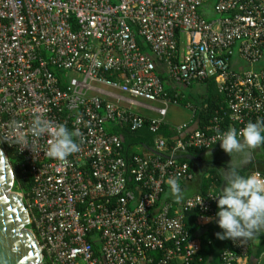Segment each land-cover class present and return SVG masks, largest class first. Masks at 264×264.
I'll return each instance as SVG.
<instances>
[{
	"label": "built area",
	"instance_id": "obj_1",
	"mask_svg": "<svg viewBox=\"0 0 264 264\" xmlns=\"http://www.w3.org/2000/svg\"><path fill=\"white\" fill-rule=\"evenodd\" d=\"M234 59L252 67L234 69ZM157 62L175 84L214 78L225 96L205 127L178 126L171 143L160 133L171 105L197 106L165 88ZM36 116L64 124L78 151L50 157V135L30 131ZM257 119L264 0H0V140L25 159L32 185L22 195L43 264L202 263L187 216L213 215L217 193L178 207L162 195L170 178L194 177L180 155ZM110 125L146 126L153 145L127 158ZM248 249L230 240L209 264H239Z\"/></svg>",
	"mask_w": 264,
	"mask_h": 264
},
{
	"label": "clouds",
	"instance_id": "obj_2",
	"mask_svg": "<svg viewBox=\"0 0 264 264\" xmlns=\"http://www.w3.org/2000/svg\"><path fill=\"white\" fill-rule=\"evenodd\" d=\"M33 135L47 132L50 135L47 154L64 159L78 151V144L64 124L52 127L49 122L36 116L30 125ZM231 159L221 170L223 184L216 199L215 223L221 229L216 232L218 239H250L264 230V175L260 173L241 174L240 169L249 159L250 150L264 143V119L248 121L239 130L229 128L218 131L215 142ZM236 154L238 159H232ZM170 191L175 200L182 199L181 189L174 179H169Z\"/></svg>",
	"mask_w": 264,
	"mask_h": 264
},
{
	"label": "crops",
	"instance_id": "obj_3",
	"mask_svg": "<svg viewBox=\"0 0 264 264\" xmlns=\"http://www.w3.org/2000/svg\"><path fill=\"white\" fill-rule=\"evenodd\" d=\"M240 62L242 61L234 59L232 62V67L237 70L252 67L248 63L243 65ZM239 64L241 65L240 68L237 67ZM164 69V64L157 62L158 73L165 77V88L171 93H182L183 98L186 99L187 102L198 106L199 100L204 96L206 89L204 87L205 85L202 83H196L198 84V89H195L194 87H190L189 89V87L175 84L165 76ZM207 102L208 99L204 100V105H206ZM142 111L143 113L152 114L150 112H144V110ZM196 113H193L189 121L175 124L167 121V116L169 114L168 111V114L165 118V123L174 128L183 124H188L189 131H191L199 127V121ZM150 148L151 147L147 148L145 146H139L137 149L140 152H148ZM226 154L227 153H225L220 148V144H216L212 148L201 152L199 155L191 157L192 163L190 167L193 171L194 177L192 180L184 181L180 184L179 188L181 189L182 199L180 201L175 200L170 189L165 191V193L162 195V199L171 202L175 207H178L186 199L197 194H204L205 192H214L218 194L223 184L221 170L227 167V162L231 159V157ZM232 159H238L237 155L233 154ZM238 171L241 174L260 172L262 175H264L263 143L250 150L248 161L240 169H238ZM215 213L213 215L192 213L188 214L187 216V224L197 227L195 234L192 237L200 244L201 249L198 254L201 253L202 262L203 260H206L203 264L217 262L221 250L226 247L230 241L229 239L221 240L215 236L216 232L221 231V229H219L215 223ZM248 242V253L246 255H242L239 258V264H264V230L259 231L252 238L248 239Z\"/></svg>",
	"mask_w": 264,
	"mask_h": 264
},
{
	"label": "trees",
	"instance_id": "obj_4",
	"mask_svg": "<svg viewBox=\"0 0 264 264\" xmlns=\"http://www.w3.org/2000/svg\"><path fill=\"white\" fill-rule=\"evenodd\" d=\"M161 77L165 79L163 75H161ZM203 84L205 85L206 89L204 92V96L199 100L197 106V113H196L199 121V128H203L209 123L210 119L214 116L216 109H218L219 106L222 105L225 100V96L223 95V93L220 92L214 78H209L205 80ZM179 94L181 96L183 95L182 93ZM206 99H208V102L206 103V105H204L203 101ZM181 102L185 104L187 101L186 99H183L181 100ZM108 130L112 133L119 134L122 137L123 155L127 158H130L135 153V151H137L135 150L137 149V147L145 146L149 148L153 145L154 134L150 132V130L146 126L140 130L132 131L130 130V128L126 126L110 125ZM160 133H162L165 137H167L168 142L171 143L174 137L176 136L177 131L176 128L166 123H163L161 126ZM0 146L6 152L14 171L15 183L13 189L17 192L23 193L24 196H26L27 193H29L31 190L32 182H31V177L29 176V173L24 166L25 165L24 157L19 153H17L15 149L8 147L6 144H3L1 140H0ZM203 151L205 150H190L185 154L180 155L179 159L183 162H187L191 166L192 163L191 157L197 156ZM128 182H129L128 183L129 188H135V180L133 179L132 175L129 173H128ZM207 193L205 192L204 194ZM192 213L200 214L198 211L191 212L190 214ZM29 228L32 229V225H29ZM187 228L191 236H194L197 227L195 226L193 227L190 224H187ZM94 247L95 249H97L98 245L95 244ZM199 257L201 258V253L197 255L196 259ZM205 261L206 260H203L202 263L200 262L198 264H203L205 263ZM44 264H48V261L44 260Z\"/></svg>",
	"mask_w": 264,
	"mask_h": 264
},
{
	"label": "water",
	"instance_id": "obj_5",
	"mask_svg": "<svg viewBox=\"0 0 264 264\" xmlns=\"http://www.w3.org/2000/svg\"><path fill=\"white\" fill-rule=\"evenodd\" d=\"M15 175L0 146V264H43L36 234L21 192L15 191Z\"/></svg>",
	"mask_w": 264,
	"mask_h": 264
},
{
	"label": "rangeland",
	"instance_id": "obj_6",
	"mask_svg": "<svg viewBox=\"0 0 264 264\" xmlns=\"http://www.w3.org/2000/svg\"><path fill=\"white\" fill-rule=\"evenodd\" d=\"M240 63L243 65L245 64V62H243V61ZM240 66H241L240 64L237 65L238 68H240ZM73 76L78 78L79 80L82 79V76L79 74H73ZM197 85L198 84L194 83L191 86V88L194 87L195 89H198ZM166 86H167V84H166ZM189 89H190V87H189ZM192 115H193L192 110L185 107L184 105H171L170 110H169V114L167 116V121H169L171 123H175V124L183 123V122L189 121L191 119ZM226 155H228V154H226Z\"/></svg>",
	"mask_w": 264,
	"mask_h": 264
}]
</instances>
